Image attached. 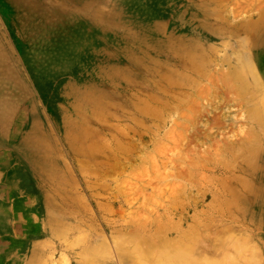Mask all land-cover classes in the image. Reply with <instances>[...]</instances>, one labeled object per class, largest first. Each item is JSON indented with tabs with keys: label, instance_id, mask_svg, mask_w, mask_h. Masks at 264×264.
<instances>
[{
	"label": "rangeland",
	"instance_id": "374dc122",
	"mask_svg": "<svg viewBox=\"0 0 264 264\" xmlns=\"http://www.w3.org/2000/svg\"><path fill=\"white\" fill-rule=\"evenodd\" d=\"M209 1L0 0V264H87L88 247L134 264L190 230L182 264H264V106L224 79L246 54L264 87V0H244L246 23L243 0H218L216 36L197 22ZM170 37L212 64L200 95L159 108Z\"/></svg>",
	"mask_w": 264,
	"mask_h": 264
},
{
	"label": "bare ground",
	"instance_id": "6f19581e",
	"mask_svg": "<svg viewBox=\"0 0 264 264\" xmlns=\"http://www.w3.org/2000/svg\"><path fill=\"white\" fill-rule=\"evenodd\" d=\"M11 3H14L16 5H21L23 4L22 0H9ZM192 1V0H191ZM197 2V1H195ZM215 2V0H210L209 3H210V11L209 12V15L210 17H207L209 15H204L203 17H201V20H198L197 22L199 23V27H200V31H201V28L204 29V31H207L209 32V35L210 36H216V35H219L220 32H219V28L217 27L218 24L220 23H223V22H220L218 19H216V15L217 13L215 12L216 9L213 10V8L211 7L213 5V3ZM207 5V6H208ZM1 6V5H0ZM199 6V5H198ZM203 6V5H201ZM221 8V7H220ZM208 9V8H207ZM223 13V12H221ZM212 17H214L216 20L214 21L215 23L212 25L211 23L208 24V22L210 21V19H212ZM210 18V19H208ZM201 24V25H200ZM211 24V25H210ZM254 24V23H253ZM246 25H249L246 24ZM257 25V24H256ZM261 25H257V29L260 27ZM222 27V26H220ZM223 28V27H222ZM263 28V27H262ZM246 31L248 30L247 26L245 27ZM254 29V28H253ZM234 33H235V30H234ZM256 33V32H255ZM257 35L258 37L254 38V43L256 46H259V45H262L264 43V33L261 35V32L258 31L257 32ZM223 36V35H222ZM194 37V36H193ZM208 37V36H207ZM205 38V37H204ZM223 38V37H221ZM220 38V39H221ZM232 38V37H231ZM250 38V36H249ZM247 39H248V36L246 34V36L242 37V41L239 39L237 41H241L243 43V45H247ZM171 40V41H170ZM170 40H168V42H172V47L169 48V52L167 53L166 58L170 61L171 65H172V68L174 70H171L169 72L166 73V75L162 76L160 79L161 80H164V84L162 86L163 88V91H161L162 88H158V96L160 98H163V102L162 101H158V102H155V100L153 102L157 103L156 106H158L159 108H161V106H164V102H166L167 100L170 99V97L174 96L175 93H177L176 91L179 90L181 88V90H185V91H196L195 93H198V88L199 86L201 85L200 84V79H201V75L198 74V71L200 70H203L204 68H206L207 66L209 67V64L211 63V59L209 60V58H202L201 56H197L195 54H193L192 52L188 51L186 46H184L183 43H181L182 41L179 40V39H175V38H172L170 37ZM215 40V39H214ZM189 41V40H188ZM227 43V42H226ZM158 41H156V37L154 39H151L150 42L147 44V47L148 48H153V49H159L160 46L158 45ZM231 44V43H230ZM252 45V44H251ZM210 46V45H209ZM213 46V45H212ZM225 46V45H224ZM250 46L249 44L247 45V47ZM228 47V46H227ZM162 48V47H161ZM209 48V47H208ZM163 50V49H162ZM210 50V49H209ZM213 50V49H212ZM247 50V49H246ZM216 51V50H215ZM243 51V50H242ZM251 51V50H250ZM198 52V51H197ZM164 53V52H163ZM250 53V52H249ZM159 54V53H158ZM107 63V62H106ZM212 64V63H211ZM212 67V65H211ZM210 68V67H209ZM257 68H258V65H257ZM151 69V68H149ZM201 72V71H200ZM228 72V73H227ZM225 73V82L226 83H232V81L235 83V84H238L240 86L241 89L245 90L246 88L250 87L251 85L255 88L258 89V92H259V97L258 95H255L252 97V101H258V103H260V105L263 107L264 106V87L262 86V83L258 77V74L256 72V68L254 69V66L251 62V59L248 57V55L246 54H243V56H239V59L237 61V66L234 67L232 70H229ZM213 73V72H212ZM145 74V73H144ZM149 75V74H148ZM151 75V74H150ZM249 75V77L251 78V82L248 83V79L246 78L247 76ZM116 77V76H115ZM150 77V76H149ZM151 78V77H150ZM155 78V77H154ZM159 79V78H158ZM202 80V79H201ZM204 81V80H203ZM143 83V81H142ZM230 83V84H231ZM199 85V86H198ZM148 86V85H147ZM251 86V87H252ZM127 87V86H126ZM149 87V86H148ZM179 88V89H178ZM238 88V87H237ZM241 91V90H240ZM161 92V94H160ZM184 92V91H183ZM248 92V91H247ZM194 94V93H193ZM199 95L201 93H198ZM157 95V94H156ZM195 95V94H194ZM249 99V98H248ZM148 100V99H147ZM174 101V100H173ZM250 101V100H249ZM145 103V102H144ZM169 103V101H168ZM257 104V102H256ZM249 105V104H248ZM252 105V103L250 104ZM154 105L151 104V107H153ZM153 110L154 107H153ZM164 112V110L162 111ZM161 112V113H162ZM251 112H253L251 110ZM165 113V112H164ZM171 113V112H170ZM211 113V112H210ZM256 113H257V117L259 119V123L261 121V119H263V114L262 112L257 109L256 110ZM142 116V115H141ZM188 118H191L190 116ZM151 120V119H150ZM252 120V119H251ZM148 121V120H147ZM158 122V121H157ZM206 125V123H205ZM259 125V124H258ZM190 126V124H189ZM176 128V127H175ZM176 130V129H175ZM249 130V129H248ZM257 130V128H256ZM260 131V130H259ZM248 133V132H247ZM260 136V135H259ZM253 137V136H252ZM163 138V137H162ZM250 138V136H249ZM262 138V137H261ZM166 140V139H165ZM251 141V140H250ZM259 142V141H258ZM262 143V141H261ZM244 144V143H243ZM248 145V144H247ZM262 145V144H261ZM27 146H29V143H27ZM26 146V147H27ZM232 146V145H231ZM243 146V145H242ZM250 148V147H249ZM252 148V147H251ZM247 149V148H246ZM39 150V149H38ZM247 151V150H246ZM245 151V152H246ZM201 167V166H200ZM202 168V167H201ZM200 168V169H201ZM222 168V167H221ZM191 169V168H190ZM203 169V168H202ZM212 169V168H211ZM216 169V168H215ZM213 170V169H212ZM245 170V169H244ZM201 171V170H200ZM214 171V170H213ZM220 172V171H219ZM226 173V172H225ZM264 173V172H263ZM23 174H25V172H23ZM28 174V173H27ZM226 176V175H224ZM252 176V175H251ZM256 177V176H255ZM22 178L25 179V183L26 185L28 186V184L31 185L32 187V182H31V177L29 175H27V179L23 176V177H20L19 180H21ZM260 182V181H259ZM257 183V182H256ZM234 185V184H233ZM262 189V188H261ZM258 191V190H257ZM261 191V190H260ZM234 192V191H233ZM246 194V193H245ZM250 197V196H249ZM252 198V197H251ZM240 200V199H239ZM248 200V198H247ZM248 202V201H246ZM257 202V200H256ZM216 204V203H215ZM244 205V204H243ZM231 207V206H230ZM63 208V207H62ZM208 208V207H207ZM225 212V211H224ZM201 221V220H200ZM218 223V222H217ZM202 226V225H201ZM97 228V227H96ZM178 229V228H177ZM202 229V228H201ZM205 229V228H204ZM93 231V230H92ZM200 231V230H199ZM102 232V231H101ZM97 233V232H96ZM168 233V232H167ZM177 234V233H176ZM200 234V233H199ZM198 234V235H199ZM196 236V233L194 232V230H190L188 233H185L184 231H179V234L177 236L178 239H175L177 240V248H175L174 246H176L175 244L173 246H170L169 248L165 249L163 248V251L160 249L157 248V246L155 247H148V249L150 251H153V249H158L159 252L158 254H156V251L154 254H149L147 253L146 251H143L141 253H139V255L137 256L136 258V262L134 264H147L149 262H157L156 260L160 261V262H163V261H167L168 264H182L184 262V258H185V255L187 254V250L188 252L190 251V246L192 245L193 241L195 239H197L199 236ZM221 235V234H220ZM105 236V235H104ZM205 237V236H204ZM156 238V237H154ZM201 237H199L200 239ZM237 238V237H236ZM209 239V238H208ZM174 240V239H173ZM221 240V239H220ZM219 240V242H220ZM82 241V240H81ZM156 241V240H155ZM196 241H200V240H195ZM212 241V240H211ZM217 241V240H216ZM215 241V243H217ZM222 241V240H221ZM171 242V241H170ZM202 242V241H201ZM218 242V243H219ZM156 243V242H155ZM159 243V242H158ZM162 243V241H161ZM213 243V242H212ZM217 243V244H218ZM196 244V243H195ZM204 244V243H203ZM220 244V243H219ZM160 245V244H159ZM170 245V244H169ZM168 245V246H169ZM194 245V244H193ZM205 245V244H204ZM216 245V244H215ZM201 247V245H199ZM199 246H196V249L197 247ZM208 246V245H207ZM237 246V245H235ZM251 246V245H250ZM96 247V246H95ZM163 247V246H162ZM175 249H173V248ZM193 247V246H192ZM204 247V246H203ZM202 247V248H203ZM119 248V247H118ZM141 248V247H140ZM205 248V247H204ZM241 248V247H239ZM237 248V249H239ZM247 248V247H246ZM249 248V247H248ZM133 252L135 253L136 252V249L134 247H132ZM146 249V248H145ZM128 250V249H127ZM144 250V248H143ZM147 250V249H146ZM246 250V249H245ZM104 251V250H103ZM102 251V252H103ZM148 251V250H147ZM162 251V252H161ZM192 251V252H191ZM191 253L193 254V251H197V250H192L191 249ZM238 251V250H236ZM118 252V251H117ZM126 252V251H125ZM154 252V251H153ZM128 253V252H127ZM195 253V252H194ZM199 253V252H197ZM84 254L87 256H83L85 258V261L87 262V264L90 263L91 261V258L92 256L95 254V251H94V247H88L87 249H85L84 251ZM103 254V253H102ZM201 254V253H199ZM206 254V253H205ZM195 255V254H193ZM192 255V256H193ZM126 256V255H125ZM127 256H129L127 254ZM201 256V255H200ZM123 257V256H121ZM195 257V256H193ZM190 258V257H189ZM188 258V259H189ZM197 259V257H195ZM199 258V257H198ZM248 258V257H247ZM246 258V259H247ZM234 259V258H233ZM249 259V258H248ZM247 259V260H248ZM132 260V259H131ZM201 260L200 259V262H192L191 264H201ZM232 260V259H231ZM243 260V259H242ZM245 260V259H244ZM234 261V260H233ZM191 262V261H189ZM225 262L227 263V260L225 259ZM230 262V261H229ZM245 262H247L245 260ZM253 262V261H252ZM221 263V262H219ZM91 264V263H90ZM159 264H162V263H159Z\"/></svg>",
	"mask_w": 264,
	"mask_h": 264
},
{
	"label": "crops",
	"instance_id": "0c3cea01",
	"mask_svg": "<svg viewBox=\"0 0 264 264\" xmlns=\"http://www.w3.org/2000/svg\"><path fill=\"white\" fill-rule=\"evenodd\" d=\"M216 2H218V0H215V2L213 3V5L211 6L212 8H213V10L214 9H216L215 10V12L216 13H218V10L220 9V7L216 4ZM242 9H243V12H242V20L240 21L241 23H246L247 21H248V16L247 15H245V12H247L246 10L248 9V8H250V6L249 7H246V5L244 4V0H243V4H242ZM217 16V15H216ZM222 18H223V15L221 16ZM259 18H260V20H263V18H264V16H259ZM216 19H218V17L216 18ZM220 22H225V20H223V19H218ZM228 22V21H227ZM264 22V21H263ZM256 48H258L257 49V52L254 54L255 56V58H256V63L258 64V63H262V60H263V56H264V43L262 44V45H259V46H256ZM258 67H259V69H260V66L258 65ZM9 226V225H8ZM7 228H5V230H6ZM4 230V231H5Z\"/></svg>",
	"mask_w": 264,
	"mask_h": 264
}]
</instances>
